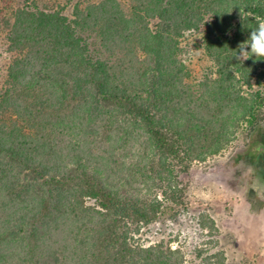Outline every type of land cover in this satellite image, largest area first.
<instances>
[{
  "label": "trees",
  "instance_id": "obj_1",
  "mask_svg": "<svg viewBox=\"0 0 264 264\" xmlns=\"http://www.w3.org/2000/svg\"><path fill=\"white\" fill-rule=\"evenodd\" d=\"M257 22L264 0H0V264H186L158 227L192 163L243 132L264 172V60L233 57Z\"/></svg>",
  "mask_w": 264,
  "mask_h": 264
},
{
  "label": "rangeland",
  "instance_id": "obj_2",
  "mask_svg": "<svg viewBox=\"0 0 264 264\" xmlns=\"http://www.w3.org/2000/svg\"><path fill=\"white\" fill-rule=\"evenodd\" d=\"M245 140L250 138L241 132L220 154L194 161L185 176L189 211L176 225L158 227L165 239L178 236L171 246L185 248L186 264L205 263L194 254V246L206 241L196 226V216L204 211L217 228L210 252L222 253L224 264H264V172L243 159Z\"/></svg>",
  "mask_w": 264,
  "mask_h": 264
},
{
  "label": "clouds",
  "instance_id": "obj_3",
  "mask_svg": "<svg viewBox=\"0 0 264 264\" xmlns=\"http://www.w3.org/2000/svg\"><path fill=\"white\" fill-rule=\"evenodd\" d=\"M248 37L247 42L239 47V52H235L233 57L242 63L250 57L264 60V22H257Z\"/></svg>",
  "mask_w": 264,
  "mask_h": 264
}]
</instances>
